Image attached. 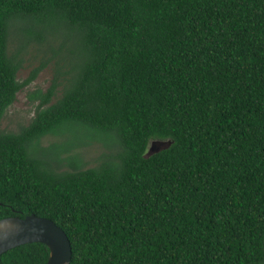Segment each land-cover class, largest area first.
<instances>
[{"label":"trees","instance_id":"16d2710c","mask_svg":"<svg viewBox=\"0 0 264 264\" xmlns=\"http://www.w3.org/2000/svg\"><path fill=\"white\" fill-rule=\"evenodd\" d=\"M53 60L32 117L0 129V218L51 219L69 264H264V0H0V121Z\"/></svg>","mask_w":264,"mask_h":264},{"label":"rangeland","instance_id":"374dc122","mask_svg":"<svg viewBox=\"0 0 264 264\" xmlns=\"http://www.w3.org/2000/svg\"><path fill=\"white\" fill-rule=\"evenodd\" d=\"M55 43L57 44L53 43V45L57 46L58 41H56ZM43 49L44 46H40L38 49H30L29 52L26 53L25 57L29 59V62L27 60V63L24 64V67L17 73V78L19 80L25 79L28 76L30 70L34 66L38 65L41 57H47L51 54L49 51H43ZM54 61L55 60L51 61L45 68L40 70L33 79V81L27 84L25 87H23L21 91L17 93L16 100L11 106L7 108L0 121L1 130H15L18 127L17 125L26 123L32 117L33 107L31 101L28 99V94L30 93V91H34L37 88H40L42 91H45L50 86L53 79V73L56 68ZM61 65L64 66L65 69L67 68V65L64 61H61ZM57 88L60 89L62 87L60 85ZM52 139L53 137L47 136L43 138L42 144L47 145L48 142H50ZM96 141L102 142L100 138H97ZM95 142H93L90 146L83 147L80 151V157L83 159V161L86 162L85 166H93L97 164L100 160V154L103 152V150L100 148L99 143ZM165 144L166 143L160 144L158 140H152L150 144V150L157 149L159 147L164 146ZM79 150L80 148L77 151Z\"/></svg>","mask_w":264,"mask_h":264},{"label":"water","instance_id":"95a60500","mask_svg":"<svg viewBox=\"0 0 264 264\" xmlns=\"http://www.w3.org/2000/svg\"><path fill=\"white\" fill-rule=\"evenodd\" d=\"M160 144L167 141L158 140ZM40 242L49 248L46 264H69L71 244L66 233L51 219L30 213L0 218V254L17 245Z\"/></svg>","mask_w":264,"mask_h":264}]
</instances>
